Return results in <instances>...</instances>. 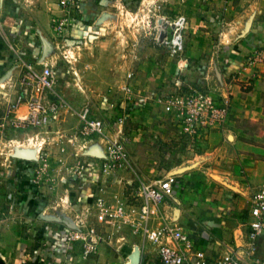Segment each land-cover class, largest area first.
<instances>
[{
    "label": "crops",
    "instance_id": "0c3cea01",
    "mask_svg": "<svg viewBox=\"0 0 264 264\" xmlns=\"http://www.w3.org/2000/svg\"><path fill=\"white\" fill-rule=\"evenodd\" d=\"M57 1L0 0L1 14L4 11L6 16L3 23H12L10 36L15 43L14 53L8 54L0 34V114L18 95L19 75L23 63L29 61L23 53L45 49V46L39 49L28 46L32 52L24 49L26 43L22 42L32 43L34 36L22 35L18 27L31 24L34 33L40 34L39 27L45 33L53 12L61 13ZM177 3L183 4L181 14L188 19L186 56L197 63L193 69H187V74L192 84L209 87L217 99L230 96L233 119L221 133L206 131L205 139L202 136L204 140L199 143L203 144L200 151L171 158L169 171L177 175V181L173 192L158 205L151 222L153 226L170 223L180 227L216 262L230 246L244 243L251 189L264 184V82L255 76L258 66L247 62L255 49L264 46V0H177ZM221 20L225 25L220 31L214 24ZM137 53L140 56L142 52ZM131 69L137 72L136 67ZM141 79L140 76L136 84L139 90L133 83L135 79L132 81L143 95L140 99L151 93L153 98L162 90L157 88L162 80L159 77L157 81L149 77L143 82ZM138 112L144 115V123L153 122L147 107ZM31 134L37 138L40 131ZM6 137L0 135V264H127L142 241L128 225L122 227L120 243L102 241L87 257L83 255L84 242L67 240L65 229L76 227L78 217H88L85 210L99 195L111 201H136L138 182L156 179L157 172L153 173L150 165L152 159L146 155L151 150L142 149L137 159L130 145L128 165L105 172L107 176L101 174V180L92 178V169H80L81 177L73 181L77 188L61 194L62 200L56 201L62 202V206L53 209L54 200L50 198L49 202L47 195L38 194L33 182L40 147L34 145L28 153L10 156ZM129 167L136 171L128 172ZM54 210L59 213L54 215ZM93 220L89 218V222ZM148 248L139 264H162L154 246ZM259 248L264 256V236Z\"/></svg>",
    "mask_w": 264,
    "mask_h": 264
},
{
    "label": "rangeland",
    "instance_id": "374dc122",
    "mask_svg": "<svg viewBox=\"0 0 264 264\" xmlns=\"http://www.w3.org/2000/svg\"><path fill=\"white\" fill-rule=\"evenodd\" d=\"M61 2L62 0L57 1L62 9L61 13L53 12L50 28L45 33H42L40 27L39 31L37 30L40 34H36V31L34 33L31 24L18 27L22 35L29 38L34 36L32 43L26 40L22 42L26 43L24 49L31 50L28 46L36 49L45 46L44 52L36 50L32 54L23 53L27 61L50 65L55 70L56 90L63 101L56 121L46 126L18 128L4 133L7 136L5 143L10 156L28 153L34 145L40 147L37 166L33 171V182L38 188V194L47 195L49 202L50 198L54 200L53 209L62 206V202L58 203L62 200L61 194L77 188L74 182L81 177L80 169H92L93 179L101 180V174L107 176L103 159L108 138L105 134L85 136L80 131L82 113L88 106L93 116L105 120L108 136L117 127V118L124 114L128 116L124 126L130 138L131 153L138 159L142 149L151 150L146 152V155L152 159L150 165H153V173L157 172L156 178L164 177L170 172L171 158H180L185 153L200 151L203 147V144L193 147L191 139L183 134L173 115L163 110L155 96L151 98L152 93L147 98L145 96L140 99L143 95L138 91L140 87L136 85L140 76L143 78L142 82L146 77L154 81H157L158 77L162 79L157 88H161L165 93L173 90L180 93V90H175L174 83L183 79L184 86L199 85L192 84L187 74V69H193L197 63L188 59L185 50L182 55L175 54L161 40V35L173 32L172 22L180 16L188 20L186 15L181 14L185 9L183 4H178L177 0H67L66 5ZM3 12L2 17L6 22ZM10 14L8 13L9 16ZM5 22L0 34L7 53L13 54L15 43L10 36V31H13L12 23ZM222 25L225 23L222 24L221 20L219 24H214V27L221 31ZM187 28L186 25L185 39ZM262 49L264 46L255 49L247 62L258 66L255 76L264 82V58L260 56ZM139 51L142 52L140 56L136 54ZM181 57L188 59V66L180 65ZM133 67H136L138 73L135 71V81L132 79L131 84L133 81L138 90L132 85L136 93L133 103L130 104L128 100L125 101L122 86L125 84L127 71ZM212 94L214 95L213 92ZM7 106L8 104L2 113ZM144 107L148 108L150 116L153 117L151 124L144 123V115L138 112ZM231 107L227 122L233 119ZM223 129V126L214 125L204 130L212 134L218 131L221 133ZM33 131H40L37 138L29 135ZM201 135L200 133V143L205 139V133L202 135L204 139ZM226 137L223 132L224 140ZM97 170L99 173L96 175ZM127 171L134 173L136 168L129 167ZM107 201L113 202L108 198ZM54 211V215L59 213ZM89 211H92V207L85 210L87 218L95 219L94 213L89 215ZM124 225L125 222L118 227L103 223L99 225V230L108 238L107 241L118 244Z\"/></svg>",
    "mask_w": 264,
    "mask_h": 264
},
{
    "label": "built area",
    "instance_id": "2783aa9c",
    "mask_svg": "<svg viewBox=\"0 0 264 264\" xmlns=\"http://www.w3.org/2000/svg\"><path fill=\"white\" fill-rule=\"evenodd\" d=\"M61 3L66 5L67 0H62ZM186 25V18L180 16L172 22L173 32L161 35L162 43L175 54L182 55L185 50ZM2 30L3 18L0 11V31ZM260 56L264 58V49L260 51ZM179 63L184 67L189 65L188 59L185 60L184 57L180 58ZM134 76V69L127 71L125 84L122 86L125 101L128 100L130 104L133 103L136 93L131 84ZM56 82L57 75L53 67L25 61L18 79V95L0 114V135L18 128L52 124L63 102L56 90ZM183 82L184 79L174 83L175 90H180V93L174 90L165 93L161 90L155 97L163 110L172 114L173 119L178 121L183 134L191 139L194 147L199 145L200 133L203 135L206 132L204 129L208 126L225 127L231 101L228 97L217 99L212 90L205 85L184 86ZM90 109L88 106L82 113L80 131L85 136L105 134L108 138L103 159L104 170L113 172L127 166L130 157V138L124 125L128 116L120 115L117 118V127L108 136L105 120L93 116ZM175 181L177 175L173 172L150 182L139 181L136 186V201L117 199L109 202L103 196H97L91 206L92 211H89V215L94 213L95 219L89 222L87 217H78L76 227L69 226L65 229L66 239L84 242L83 255L87 257L96 251L100 242L108 239L99 230L100 224L111 223L118 227L125 222L134 235L142 237L136 249L140 252V257L149 250V245H152L162 264H264V256L259 253L260 239L264 236V184L251 189L252 204L250 218L245 221L244 243L230 246L216 262H213L206 250L199 248L191 236L180 227L170 223L152 225V216L158 205L173 192ZM127 264H133L132 255L128 258Z\"/></svg>",
    "mask_w": 264,
    "mask_h": 264
},
{
    "label": "water",
    "instance_id": "95a60500",
    "mask_svg": "<svg viewBox=\"0 0 264 264\" xmlns=\"http://www.w3.org/2000/svg\"><path fill=\"white\" fill-rule=\"evenodd\" d=\"M139 261H140V252L138 250H136L132 254V262H133V264H139Z\"/></svg>",
    "mask_w": 264,
    "mask_h": 264
}]
</instances>
